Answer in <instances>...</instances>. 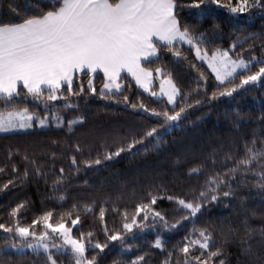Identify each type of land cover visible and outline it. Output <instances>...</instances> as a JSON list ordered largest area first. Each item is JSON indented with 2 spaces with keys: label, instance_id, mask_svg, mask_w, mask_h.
<instances>
[{
  "label": "snow or ice",
  "instance_id": "obj_1",
  "mask_svg": "<svg viewBox=\"0 0 264 264\" xmlns=\"http://www.w3.org/2000/svg\"><path fill=\"white\" fill-rule=\"evenodd\" d=\"M6 7L8 18L0 16V133L55 127L66 128L67 134H74L83 126L86 116L75 112L66 118L61 110L78 109V100L71 98L90 94L123 102L133 110L149 114L156 122L139 134L125 137L105 134L101 141L103 150H97L94 155L90 151L85 156L79 140L68 144L72 149L70 167L67 170L60 167L52 180L50 198L56 200L59 207L45 208L26 221L30 201L21 199L10 206L7 219L0 222V230H3L0 254L25 256L26 250H30L36 257L42 256L44 264H61V256L70 258L71 264H99L97 257L108 247V241H119L123 247L131 248L125 237L134 229L156 224L172 228L174 224L192 219V230L171 249L160 235L152 241L151 248L165 253L161 264H264V223L253 225L245 215L236 224L221 222L199 227L195 224L206 205L235 196L241 182L254 183L264 189V117L261 130L244 142L242 154L223 151L220 145L206 161L188 168L189 177H198L205 172L207 164L213 167L199 188L191 190L190 196L170 192L163 182L154 183L131 209L113 207L120 216L121 226L112 229L105 216L106 199L99 206L104 242L96 236L95 230L84 231L82 226V214L96 215L95 200L75 201L70 207H64L68 198L65 181L72 172L92 169L122 153L132 156L141 151L147 153L149 145L159 149L164 141L158 129L170 131L182 127V121L187 119L186 109L200 105L202 100L232 97L237 89L247 91L246 86L264 87V33H250L224 48L214 44L210 36L220 28L219 23L201 31L199 25L187 23L181 15L182 10L188 8L196 10L198 20L206 15L215 19L217 9H224L232 19H239L245 13L251 18L264 15V0H24L22 5L17 0H6ZM257 39L261 40L260 57L254 54ZM245 44L251 50L248 58L243 55ZM185 45L189 51H194L195 59L206 63L214 74L218 83L210 91L208 75L200 65L189 60ZM237 47L240 52L235 51ZM164 52L177 60L188 61L197 70L195 89H181L163 63ZM98 73L103 74L99 89L95 84ZM123 74L130 76L135 85L151 97H156L153 103L166 97L163 102L171 107L157 108L139 96L133 100L128 94L132 84L126 83L127 77ZM84 77H87L86 85ZM157 77L158 90L154 87ZM22 96L42 102L43 111L21 106L18 98ZM239 126V123L235 125ZM59 143L52 141L53 145ZM42 151L49 152L53 161L58 155L53 149ZM221 153L222 159L230 160L231 164L217 170ZM17 156L24 162L23 169L18 166ZM7 165L11 167V174L6 180H0V191L11 190L17 182L24 185L32 176L43 177L47 182L49 170L42 168L28 149H10ZM6 171L7 166H0V174ZM162 199L172 202L180 213L174 223L155 207ZM214 228L219 232H214ZM233 248L235 261L231 259ZM148 255V252L138 254L129 264H147Z\"/></svg>",
  "mask_w": 264,
  "mask_h": 264
},
{
  "label": "trees",
  "instance_id": "obj_2",
  "mask_svg": "<svg viewBox=\"0 0 264 264\" xmlns=\"http://www.w3.org/2000/svg\"><path fill=\"white\" fill-rule=\"evenodd\" d=\"M23 4L24 0H17ZM0 16L7 19L6 0H0ZM224 10V9H223ZM194 9L185 8L181 15L184 21L190 24L199 25L200 30L209 29L214 23H219L220 28L215 33H210L213 43L217 46L227 48L233 41L239 42L250 33H264V15L257 14L249 20L248 18L232 19L229 13L216 11L215 19L212 16H205L198 20ZM253 43V41H249ZM257 57L262 55L261 40L254 41ZM245 58L249 57L248 45H243ZM189 60L200 65L208 75L209 91L218 83L211 70L200 61L195 59L194 51H189L184 46ZM236 52H240L237 47ZM163 63L173 74V78L182 90L195 89L198 79V72L188 61L172 57L170 53L162 54ZM157 65H153L155 67ZM126 83H131L128 94L133 100L137 97L145 100L157 108L171 107L162 100L157 101L151 95L139 90L133 80L126 76ZM87 77H84L86 85ZM157 81V80H156ZM77 80V84H79ZM203 83V81H201ZM97 89L102 86V75L97 74L95 79ZM248 89H237L232 97H221L215 101H208L200 105H193L186 109L187 119L182 121V127L166 133L165 129H158L163 133V143L159 149H153L149 145L147 153L141 151L138 155L122 153L120 157L111 161H104L101 165L92 169L83 168L79 173L72 172L70 179L65 181L68 198L64 204L65 208L71 206L75 201L95 200L97 202L96 215H83L82 226L84 231L95 230L96 236L104 242L103 225L99 221V206L107 199L104 206L108 209L105 213L107 225L110 229L121 226L120 216L113 211V207L131 209L143 193L154 183L163 182L170 192L190 196L193 188H199L203 183L205 175L213 171L212 165H206L205 172L198 177H189L187 170L206 161L213 149L223 145V151H232L233 155L243 153V146L246 140H251L254 132H259L262 128L261 118L264 117V87L246 86ZM202 92L203 89H200ZM195 96V92H193ZM78 100V109L61 110V114L70 118L75 112L86 116V121L82 127L76 129L74 134H67V129H36L26 132H16L10 134H0V166H7L6 173L0 174V180H6L11 174V167L7 165L8 151L16 148L28 149L30 154H35L41 167L48 169L47 182L43 177L32 176L28 183L20 185L11 190L0 191V222L7 219L9 207L21 199L28 200L31 205L25 213L26 221L31 220L34 214L48 207H59L56 200L50 198L52 190V180L54 173L58 174L59 168L66 170L70 167L69 156L72 153L67 145L79 140L84 147V155L91 151L94 155L97 150L102 151L101 141L105 134L110 137H125L132 133H141L146 127L152 126L156 120L147 113H141L126 106L123 102L116 100H105L99 96L88 95L87 97H72ZM21 106L26 105L30 109L43 111V103L18 98ZM59 103H63L60 101ZM2 106V101H0ZM239 123V128L235 125ZM95 132V136L89 135ZM60 143L53 145L52 141ZM148 144V141H145ZM141 148V145H137ZM42 149H53L58 155L54 159L47 151ZM18 166L23 169L24 162L19 156L16 157ZM224 164H231V161H224L222 153L217 160L216 169H220ZM87 181V184L84 183ZM135 191V196H133ZM236 195L230 198H222L220 201L212 202L205 206L202 214H198L195 220L196 226H211L212 224L238 223L239 219L247 215L253 225L264 223V189L254 183H240L236 187ZM165 213L169 221L178 219L180 213L176 211L175 205L167 199L157 201L155 206ZM255 212L256 215H252ZM77 227H80L78 225ZM193 227L192 219L174 224L172 228H165L162 224L152 225L144 229H134L128 233L125 240L131 244V248H126L119 241H108V247L99 253L97 259L99 264H129L136 255L148 252L146 256L147 264H161L165 253L159 249H153L150 244L157 235L166 242V247L171 249L174 244L180 241L183 236L190 232ZM75 231V229H74ZM218 233L219 229L214 228ZM3 230H0V243H2ZM259 237L257 236V240ZM99 251V250H97ZM231 257L235 261V252ZM61 264H71L70 258L61 256ZM0 264H44L43 257H36L32 253L25 256L10 254L3 256L0 254Z\"/></svg>",
  "mask_w": 264,
  "mask_h": 264
},
{
  "label": "rangeland",
  "instance_id": "obj_3",
  "mask_svg": "<svg viewBox=\"0 0 264 264\" xmlns=\"http://www.w3.org/2000/svg\"><path fill=\"white\" fill-rule=\"evenodd\" d=\"M218 12L221 13V12H224V10H223V9H218ZM241 18H248V16H244V14H242ZM249 20H251V19L249 18ZM185 46H186V45H185ZM186 47H187V46H186ZM201 63H202V62H201ZM202 64H204V65L207 66L206 63H202ZM98 74L103 75L102 73H98ZM123 75L127 76V74H123ZM128 77H130V76H128ZM130 78H131V77H130ZM131 79H132V78H131ZM156 80H157V81H156ZM133 82H134V81H133ZM137 87H138V86H137ZM154 87H155L157 90L159 89V78H158V77L154 80ZM138 88H139V87H138ZM139 90H141L142 92H144L143 89H140V88H139ZM144 93L150 95V93H147V92H144ZM153 98L157 100L156 97H153ZM27 99H29V100H33L32 97H27ZM163 100H166V97H164ZM33 101H36V100H33ZM36 102H40V101H36ZM174 129H176V128H173V129L170 130V131H167V130H166L165 132H166V133H170V132H172ZM26 131H28V130H21V131H19V132H26ZM0 134H5V133H0ZM7 134H10V133H7ZM26 252H27V253H31L30 250H26Z\"/></svg>",
  "mask_w": 264,
  "mask_h": 264
}]
</instances>
